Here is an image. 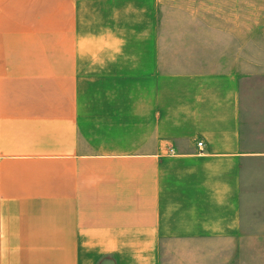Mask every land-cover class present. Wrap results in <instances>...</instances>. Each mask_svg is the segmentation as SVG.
Returning <instances> with one entry per match:
<instances>
[{"label": "crops", "instance_id": "crops-1", "mask_svg": "<svg viewBox=\"0 0 264 264\" xmlns=\"http://www.w3.org/2000/svg\"><path fill=\"white\" fill-rule=\"evenodd\" d=\"M170 3L0 0V264H264V9Z\"/></svg>", "mask_w": 264, "mask_h": 264}, {"label": "rangeland", "instance_id": "rangeland-1", "mask_svg": "<svg viewBox=\"0 0 264 264\" xmlns=\"http://www.w3.org/2000/svg\"><path fill=\"white\" fill-rule=\"evenodd\" d=\"M171 1L176 2V3H170V5L171 6L177 5L178 9L190 10L191 8L188 4L189 0H171ZM185 1H187V3H184ZM196 1H197L198 10L204 11L207 9H212L214 10L215 15H221L222 9L224 7H229L231 5L230 0H196ZM173 7H176V6H173ZM244 7L246 9L245 13H246L247 24H248V21H252L255 14H257L256 10L264 9V0H244Z\"/></svg>", "mask_w": 264, "mask_h": 264}, {"label": "built area", "instance_id": "built-area-1", "mask_svg": "<svg viewBox=\"0 0 264 264\" xmlns=\"http://www.w3.org/2000/svg\"><path fill=\"white\" fill-rule=\"evenodd\" d=\"M198 146H199L200 148H202V147H203V143H199Z\"/></svg>", "mask_w": 264, "mask_h": 264}]
</instances>
